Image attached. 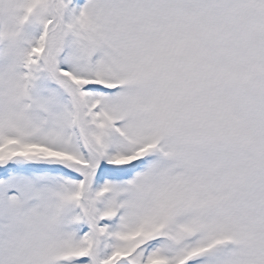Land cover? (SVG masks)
<instances>
[{
  "label": "snow or ice",
  "instance_id": "obj_1",
  "mask_svg": "<svg viewBox=\"0 0 264 264\" xmlns=\"http://www.w3.org/2000/svg\"><path fill=\"white\" fill-rule=\"evenodd\" d=\"M0 264H264V0H0Z\"/></svg>",
  "mask_w": 264,
  "mask_h": 264
}]
</instances>
